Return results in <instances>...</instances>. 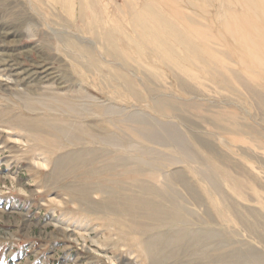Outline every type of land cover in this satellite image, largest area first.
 I'll use <instances>...</instances> for the list:
<instances>
[{"label":"rangeland","instance_id":"obj_1","mask_svg":"<svg viewBox=\"0 0 264 264\" xmlns=\"http://www.w3.org/2000/svg\"><path fill=\"white\" fill-rule=\"evenodd\" d=\"M114 1L118 3L121 0ZM193 1L206 6L207 13H203L202 16L188 7L185 11L195 20L210 25V32L207 34L210 42L205 48L215 53L221 65L212 64L210 74L201 73L199 69L191 67L197 78L191 80L192 82L185 80L189 85L187 90L179 87L172 69L159 63H156L155 68L151 67L160 77L156 82H147L145 73L135 68L130 67L131 69L125 73L132 74L131 80L135 83L136 89L145 91L144 100L147 103L150 104V100L157 97L168 100L171 113L168 112L167 115L176 126L172 130L174 126L170 124L172 133L178 131L180 135L183 134L181 136L186 137L188 145H191V149L200 159L198 165L203 164L202 167L209 177L219 182L226 192L224 193L228 197L226 205L236 208L234 210L238 218L256 223L257 234H250L240 223L230 224L236 233L224 227L205 189V182L195 173L192 164L178 162L169 165L164 170L170 172L174 168L179 169L201 198V204L196 205L184 187L175 183L177 189L191 201L192 207L198 212L196 217L202 220L200 225L222 228L223 238L228 241V245L231 240L236 241L239 246L240 244L242 246L239 242H244L252 245L255 250L257 249L256 252L260 251L264 256V241L258 235H264V105H260L259 100L244 85L235 80L228 82L230 78L228 68H234L235 74L251 80L257 84L255 89L264 91V72L262 73L263 70L260 68L263 64L261 67L264 69V44L263 48L257 46L263 42L264 32H261L262 37L259 33L262 29L264 31V26L254 27V18L243 16L246 12L249 13V9L241 1L238 3L237 0H230L232 2H227L229 4L221 7L222 10L218 8V4L226 0ZM179 6L185 5L181 3ZM52 9L56 7H49L48 0H0V73L3 74L0 75V264H149L135 247V241L130 238L120 239L115 227L109 228L104 225V219L99 214L85 209L86 206L82 207L79 200L67 193L64 186L78 179L73 173L62 171L57 176L54 170L52 158L62 151L75 147L67 145V140L71 138H67L61 132L70 130L72 133L74 129L72 131L69 129L70 125L64 124L98 121L101 118L99 104L107 105L109 101L107 90L100 91L91 82L84 81L80 75L75 74L73 60L71 57L68 58L63 50L64 40L69 34L71 40L76 37L77 41L87 43L92 39L91 36L87 32L84 34L86 37L82 36L81 29L75 27L73 29L70 17L60 10L54 14ZM228 13L230 16L233 14V17L238 15L237 19L243 16L239 19L242 25L235 18L237 25L244 26L243 31L236 28L235 31L234 27L229 26V31L233 29L230 33H234L233 38L210 20L217 15L219 17V14L221 18H229ZM257 27L260 28L259 33L256 32L259 30ZM214 29L219 30V33ZM75 30L79 34L73 33ZM220 32L226 34L225 38L228 37L225 45L218 43L220 42L218 34L224 37ZM236 32H246L251 36H245L246 34L242 36L243 33ZM60 35L63 42L56 39ZM253 35L256 36L252 40ZM243 37H246L245 42ZM230 40L244 44V48L252 46L256 52L260 48L257 52L261 57L260 61L256 63L250 61V66L246 65L250 62L239 58L243 57L242 51L233 48ZM251 40L255 42L257 40L256 44L252 43L254 47ZM221 49L227 53V57L217 54ZM100 52L96 51L103 67L101 70L107 68L114 73L118 63L107 56H99ZM77 59L88 64L85 58ZM148 61L151 60L142 61L143 65ZM222 63L225 66H222ZM243 65L249 66L248 70ZM219 71L221 75L217 73ZM89 74L91 80L101 87L116 85L115 79L113 82L103 79L102 71L92 69ZM227 76L225 81L221 79ZM56 92L59 93L58 97L55 95ZM89 97L91 99H88ZM132 101L114 99V104L118 107L125 106L126 112H131L134 110ZM41 102L48 104V107L40 104ZM75 104H86L91 107L93 115L80 120L79 116L73 115L76 111ZM140 107L135 109L148 119L162 122L168 119L148 107ZM110 116L115 117L114 114ZM103 127L110 132L114 129L108 122H103ZM37 133L43 135H40L42 139ZM49 135H53L54 138ZM172 145L167 144V147ZM92 146L99 147L97 144ZM38 149L41 150L39 152H44L39 157L48 158L43 165L32 158L35 153H39ZM42 149H46V152ZM109 149L119 152L112 147ZM159 149L163 155L169 157V149ZM76 174L80 179L83 178L82 172ZM108 175L105 173L104 179L113 178ZM231 179H234L235 186L231 185ZM103 196V193L91 190L87 197L91 200H101ZM197 219H194L195 223L198 222ZM129 249L134 251L133 255L128 254ZM211 252L214 256L210 258L190 257L184 254L164 264H264V260L259 262L247 259L246 262L245 260L237 262L235 258L229 263H223L216 259V251ZM134 256H139L138 259L142 263Z\"/></svg>","mask_w":264,"mask_h":264},{"label":"bare ground","instance_id":"obj_2","mask_svg":"<svg viewBox=\"0 0 264 264\" xmlns=\"http://www.w3.org/2000/svg\"><path fill=\"white\" fill-rule=\"evenodd\" d=\"M134 1L121 0L116 3L114 0H48L49 7H56V9H52L54 14L57 10L62 11L63 14L72 19L73 29L74 27L81 29V35L84 37H86L84 35L86 32L91 36V42L90 40H86L89 42L87 43L77 41L76 37L71 40V35L69 34V37L64 40L63 50L68 58H72L73 65H71L75 67V74L80 75L82 80L91 82L98 90H107L109 101L107 105L99 104L101 118L98 121L66 122L64 125H70L69 129H74L72 133L70 130L61 131L62 128H60V131L67 138H71V140H67V145L75 147L72 150L62 151L52 158L54 170L57 172L56 175L58 176L62 171L68 174L73 173L78 179L73 181L72 184L64 186L67 193L79 200L82 207L86 206L85 209L99 214L104 219V225L109 228L115 227L120 239L130 238L135 241V247L140 250L149 264H164L184 254L190 257L210 258L214 256L211 251H216V259L223 263H229L233 261L231 260L233 258L237 262L238 260H245L246 262L247 259L263 262L264 256L260 251L256 252L257 249L255 250L252 245L239 242L242 243V246L241 244L239 246L233 240L228 245V241L223 238L222 228L217 229L211 226L203 227L200 225L202 220L197 219L196 213L198 212L192 207L191 201L177 189L175 183H179L184 187L196 205L201 204V198L194 192L179 169L174 168L170 172L164 170L169 165L178 162L192 164L195 168V173L205 182V189L214 204L219 218L223 221L224 227L236 233V230L230 224L240 223L250 234H257L255 233L257 230L256 223L246 222L244 218H238L234 210L236 208L226 205V201L228 202V197L224 194L226 192L219 182L209 177V174L202 167L203 164L201 166L198 165L200 159L191 149V145H188L189 142L186 137L181 136L183 134L180 135L178 131L172 133V130L176 126H174L175 124H173L167 115L171 111L170 104H167L168 100L157 97L151 99L150 104L147 103L144 100L145 91L141 92V90L136 89L135 83L131 80L132 74L128 73L129 75H127L125 73L128 72V69L135 68L145 73L147 82H156L160 80V77L157 76L152 68H155L156 63H159L173 70L178 80V85L183 90H187L189 86L186 81H194L197 78V75L192 72L191 67L199 69L201 73L210 74L212 64L215 63L217 65L221 63L214 52H209V48L208 51L205 48V46H209L210 42L207 37V34L210 32V25L201 20H195L185 11V8L188 7L190 10L203 16V13H207L206 6L199 5L198 2L195 3L193 0ZM237 1L238 3H245L246 8L249 9V13L246 12L243 16L253 17L254 27L256 25L260 27L264 26V2L262 0ZM222 2L220 1L218 4L220 10H222L221 7L229 4L227 2L232 1L226 0ZM181 3H184L185 6L180 7ZM234 6L236 7V4ZM220 15L210 20L219 25L224 33L226 31V34L230 38L234 36V33L230 34L233 29L236 28L239 31H243L242 27L244 26H241L242 23L239 20L243 16H239V19H237L238 15L237 17H233V14L230 16L228 13L227 16L229 15V18H221ZM231 17L233 18L230 19ZM235 18L239 20L240 23H238L241 25L235 23ZM229 26L234 28L229 31ZM257 29L259 30H256V32L259 33L260 28L257 27ZM214 30L219 33V30ZM261 32H264L263 29L259 33L262 37L263 33ZM60 33L63 34V32ZM73 33L78 32L75 30ZM241 33H243L242 36L246 34V32H239L237 34ZM221 34L223 35V33ZM225 35L222 37L218 34L220 38V42L218 41V43H221V45H225V41L228 42V37L226 36L227 38H225ZM255 36L253 35L251 39L253 40ZM61 38L62 36L60 35L56 39H60L61 42ZM243 38L245 42L246 37ZM253 42L255 41H252L251 44ZM263 42L261 45H258V43L257 46L263 48ZM230 43L233 48L235 47L236 50L242 51L243 57L238 56L241 60L251 61L252 63L260 61L261 57L257 53L260 48L256 52L250 45V47H245V50L242 43H237L233 40H230ZM210 46L212 48V45ZM98 49L103 54L100 52L99 56H107L118 63L114 73H111L107 68L101 70L103 67L96 54V51H99ZM221 50H218L217 54H227ZM79 57L85 58L88 64L82 63L77 59ZM239 58L238 61H240ZM145 60H151L146 62V65L150 68L143 65L142 61ZM251 62L245 64L250 66ZM223 63L222 66H225ZM262 65H260V68L263 70V73L264 69L261 67ZM243 66L244 68H249V66ZM89 67L96 71H102L101 77L103 79L110 82H113L115 79L114 83L116 85H110L111 87L106 85L108 88L101 87L100 84L98 85V83L91 80L92 78H90L89 73L92 72V69ZM252 68L250 67V69ZM234 70V68H228L230 74L228 82L235 80L244 85L259 100V104L264 105V91L262 89H255L254 87L257 84H254L251 80L248 81L241 78L238 74H235ZM217 73L221 75L220 71ZM107 74L110 75L108 76ZM0 75L3 74L0 73ZM227 78L228 76L226 78L221 77L224 81ZM57 94L59 93L56 92V97H58ZM88 99L91 98L89 97ZM114 99L123 102H127L130 99L133 100L131 105L134 110L126 112V107L116 106ZM29 102L31 101L29 100ZM40 104L48 107V104L43 102ZM71 104L74 103L71 102ZM140 106L144 108L148 107L150 110L168 119L163 122L148 119L135 109ZM75 107L76 111H72L73 115L79 116L80 120L93 115L91 107L89 108L86 104H75ZM41 108L43 107L41 106ZM70 110L73 109L70 108ZM111 114H114L115 117L112 118ZM48 122L46 123L48 124ZM103 122H108L114 129L111 132L108 131V128L106 130L103 127ZM170 124L174 126L172 130L170 129L172 127ZM42 134L44 135V132ZM165 142L168 145H173L171 147L168 146V148ZM143 143H147L146 146H142L141 144ZM92 144H97L99 147H93ZM109 146L115 149V151L119 150V152L110 150ZM159 148L169 149V157L163 155L162 150ZM44 150L46 152V149ZM125 153L135 154L136 156L126 155ZM42 154L44 152L35 153L32 157L33 161L41 165L45 164L48 158L39 157ZM79 171L82 172L81 177L83 178L81 179L76 174ZM103 173H108V176L113 178L104 179ZM230 183L232 186H235L234 179H231ZM91 190L103 193V198L101 200H91L87 197ZM194 219H197L198 222L195 223ZM258 235L264 241V235ZM133 253L134 251L131 249L128 250L129 255H133ZM134 257L135 259L140 258L139 256ZM138 261L140 262L139 259Z\"/></svg>","mask_w":264,"mask_h":264}]
</instances>
